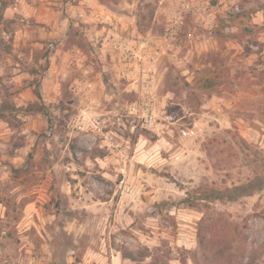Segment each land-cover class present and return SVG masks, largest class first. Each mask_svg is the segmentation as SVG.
Segmentation results:
<instances>
[{"label": "rangeland", "instance_id": "obj_1", "mask_svg": "<svg viewBox=\"0 0 264 264\" xmlns=\"http://www.w3.org/2000/svg\"><path fill=\"white\" fill-rule=\"evenodd\" d=\"M0 264H264V0H0Z\"/></svg>", "mask_w": 264, "mask_h": 264}, {"label": "built area", "instance_id": "obj_2", "mask_svg": "<svg viewBox=\"0 0 264 264\" xmlns=\"http://www.w3.org/2000/svg\"><path fill=\"white\" fill-rule=\"evenodd\" d=\"M88 7H91L92 5L91 4H88L87 5ZM124 46H125V49H127V50H125L126 51V54H132V55H134L135 57H139L135 52H134V50L133 49H130L129 48V46H127V44H124ZM128 50H130L131 52H128ZM125 53V52H124ZM153 54H151L150 55V57H152V58H155V56H158L159 55V52L158 51H153L152 52ZM154 56V57H153ZM127 70V69H126ZM145 119L147 120V121H149V122H151L152 120H153V117H152V115H145ZM184 134H186V133H184Z\"/></svg>", "mask_w": 264, "mask_h": 264}, {"label": "crops", "instance_id": "obj_3", "mask_svg": "<svg viewBox=\"0 0 264 264\" xmlns=\"http://www.w3.org/2000/svg\"><path fill=\"white\" fill-rule=\"evenodd\" d=\"M9 10H11V8L10 7H8V8H6L5 9V11H4V13H3V17H4V19H7V17H8V11ZM86 84L84 85V90H89V89H93V86H94V84L93 83H89V81H87V82H85ZM88 93V92H87ZM94 102H95V100H94Z\"/></svg>", "mask_w": 264, "mask_h": 264}, {"label": "trees", "instance_id": "obj_4", "mask_svg": "<svg viewBox=\"0 0 264 264\" xmlns=\"http://www.w3.org/2000/svg\"><path fill=\"white\" fill-rule=\"evenodd\" d=\"M38 97H39V95H38ZM16 170H13V172H15Z\"/></svg>", "mask_w": 264, "mask_h": 264}]
</instances>
